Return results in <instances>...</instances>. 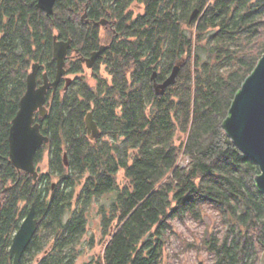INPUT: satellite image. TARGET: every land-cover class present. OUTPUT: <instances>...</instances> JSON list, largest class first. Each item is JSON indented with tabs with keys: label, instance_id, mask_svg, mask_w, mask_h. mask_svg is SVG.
I'll list each match as a JSON object with an SVG mask.
<instances>
[{
	"label": "trees",
	"instance_id": "1",
	"mask_svg": "<svg viewBox=\"0 0 264 264\" xmlns=\"http://www.w3.org/2000/svg\"><path fill=\"white\" fill-rule=\"evenodd\" d=\"M55 37L72 40L66 78H75L35 116L49 138L35 180L12 165L9 134L33 65L39 85L56 78ZM102 46L92 84L82 60ZM263 55L264 0H58L51 15L37 0H0V264H13L33 206L38 230L20 264H78L94 203L105 248L86 264H163L173 221H202L206 208L225 228L204 241L211 264H261L260 169L223 124ZM177 64V82L157 95L153 74L163 83Z\"/></svg>",
	"mask_w": 264,
	"mask_h": 264
},
{
	"label": "water",
	"instance_id": "2",
	"mask_svg": "<svg viewBox=\"0 0 264 264\" xmlns=\"http://www.w3.org/2000/svg\"><path fill=\"white\" fill-rule=\"evenodd\" d=\"M58 0H38L37 7L47 15L53 14ZM196 13L192 15V19ZM107 21L97 23V26H106ZM72 46V40L67 42L54 41V58L57 62V75L54 81H50L44 75L43 85L38 86V73L40 65L35 64L27 78V91L20 102V110L13 120L10 134V160L12 165L19 171L25 172L38 178L35 165L37 151L49 143V138L42 134L41 126L36 123L35 116L39 114L45 118L48 115L46 108L47 94L50 90L58 89L62 80L66 78V60ZM102 46L99 51L92 54L91 58L83 59L88 69H92L97 59L106 51ZM181 71V65L177 64L171 75L163 83L157 82V72L152 76L154 89L157 95H162L166 90L177 82ZM67 87L71 79L66 78ZM86 127L92 139H97L100 131L89 113L86 118ZM224 130L233 144L248 158L253 160L259 167L260 173L255 177L258 191L264 195V55L260 59L253 73L243 83L236 94L229 111V116L223 124ZM67 163V160L65 158ZM2 165L0 163V173ZM38 230V221L35 218L33 206L15 234L10 248V256L13 264H20L27 248L31 244ZM264 264V254L261 259Z\"/></svg>",
	"mask_w": 264,
	"mask_h": 264
},
{
	"label": "rangeland",
	"instance_id": "3",
	"mask_svg": "<svg viewBox=\"0 0 264 264\" xmlns=\"http://www.w3.org/2000/svg\"><path fill=\"white\" fill-rule=\"evenodd\" d=\"M136 11H142L135 8ZM102 30V36H105ZM85 73L89 83L91 80V70L85 67ZM104 74V73H103ZM71 81L75 75L67 77ZM182 136H180V141ZM47 158L40 166L42 172L47 170ZM119 181L123 182V173L119 175ZM112 195L105 196L102 202H106ZM172 232L166 235L167 246L164 251L163 264H211L212 257L204 249V241L213 235L222 236L225 228L221 216L213 209L206 208L203 212V220L197 221L188 217L185 221L174 220ZM93 241V242H92ZM93 244V245H90ZM81 254L78 264H86L101 255L105 248L104 237L102 235L101 217L99 216V205L94 203L89 214L88 232L83 242L78 246Z\"/></svg>",
	"mask_w": 264,
	"mask_h": 264
},
{
	"label": "flooded vegetation",
	"instance_id": "4",
	"mask_svg": "<svg viewBox=\"0 0 264 264\" xmlns=\"http://www.w3.org/2000/svg\"><path fill=\"white\" fill-rule=\"evenodd\" d=\"M37 3H38V0H37ZM76 56V54L73 55V57ZM85 67L87 68L86 64H85ZM88 69V68H87ZM89 70H92V69H89ZM38 86H41L38 84Z\"/></svg>",
	"mask_w": 264,
	"mask_h": 264
},
{
	"label": "bare ground",
	"instance_id": "5",
	"mask_svg": "<svg viewBox=\"0 0 264 264\" xmlns=\"http://www.w3.org/2000/svg\"><path fill=\"white\" fill-rule=\"evenodd\" d=\"M42 69V68H41ZM65 81V80H64Z\"/></svg>",
	"mask_w": 264,
	"mask_h": 264
}]
</instances>
